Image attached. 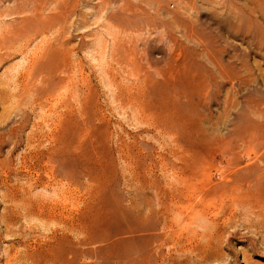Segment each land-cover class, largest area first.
<instances>
[{
	"label": "rangeland",
	"instance_id": "obj_1",
	"mask_svg": "<svg viewBox=\"0 0 264 264\" xmlns=\"http://www.w3.org/2000/svg\"><path fill=\"white\" fill-rule=\"evenodd\" d=\"M0 137V264H264V0H0Z\"/></svg>",
	"mask_w": 264,
	"mask_h": 264
},
{
	"label": "bare ground",
	"instance_id": "obj_2",
	"mask_svg": "<svg viewBox=\"0 0 264 264\" xmlns=\"http://www.w3.org/2000/svg\"><path fill=\"white\" fill-rule=\"evenodd\" d=\"M6 30V29H5ZM58 112V111H57ZM71 118V117H70ZM54 127V126H53ZM56 129V128H55ZM58 129V128H57ZM51 130V129H50ZM49 130V131H50ZM52 131V130H51ZM10 133H11V136H12V139L14 140V143H15V141H16V137H15V130L14 129H12L11 131H10ZM56 134V133H55ZM55 136H57V134L55 135ZM26 137V136H25ZM52 137V136H51ZM53 137H54V135H53ZM1 138V137H0ZM41 138V137H40ZM55 138V137H54ZM54 141V140H53ZM52 141V142H53ZM58 142V141H57ZM28 143V142H27ZM1 144V143H0ZM34 144V143H33ZM53 144V143H52ZM31 146V145H30ZM29 146V147H30ZM56 146H57V144H56ZM54 147V146H53ZM1 148V147H0ZM58 148V147H57ZM31 149V148H30ZM29 149V150H30ZM35 149V148H34ZM52 149V148H51ZM44 150H45V148H44ZM54 150V149H53ZM58 150V149H57ZM51 154H52V152H51ZM53 154H54V152H53ZM33 156V155H32ZM53 156V155H52ZM35 158V157H34ZM36 159V158H35ZM47 159V158H46ZM9 162V161H8ZM129 162V161H128ZM3 163V162H2ZM0 164H1V162H0ZM9 164V163H8ZM39 164V163H38ZM45 164V163H44ZM43 164V165H44ZM2 166L4 165V164H1ZM5 166V165H4ZM152 166V165H151ZM1 167V166H0ZM29 167V166H28ZM44 169V168H43ZM2 170H3V168H2ZM1 170V172H4V170L2 171ZM29 170V169H28ZM46 170V169H45ZM9 171V170H8ZM170 171V170H169ZM27 172V171H26ZM48 173V172H47ZM137 173V172H136ZM139 173V172H138ZM182 173V172H181ZM35 174V173H34ZM1 175V174H0ZM6 175H7V173H6ZM36 176V175H35ZM46 176V175H45ZM145 176V175H144ZM5 177V176H4ZM175 177V176H174ZM136 178V177H135ZM180 178V177H179ZM177 179V178H176ZM2 180V179H1ZM39 180V179H38ZM143 180V179H142ZM225 181V180H224ZM5 182V181H4ZM9 182V181H8ZM43 182V181H42ZM42 182H40V181H34V183H33V185H35L34 187H36L37 185H39V186H42L43 185V183ZM53 183V182H52ZM1 184V183H0ZM9 184V183H8ZM5 185V184H4ZM48 185V184H47ZM47 187V186H46ZM4 189V188H3ZM29 189V188H28ZM45 189V188H44ZM23 190V189H22ZM11 191H13V190H11ZM161 191V190H160ZM20 192V191H19ZM12 193V192H11ZM10 193V194H11ZM158 193V192H157ZM181 193V192H180ZM233 193V192H232ZM236 193V192H235ZM14 194V193H13ZM52 194V193H51ZM54 194V193H53ZM60 194V193H59ZM12 195V194H11ZM15 195V194H14ZM56 195V194H55ZM237 195V194H236ZM4 196V195H3ZM6 196V195H5ZM4 196V197H5ZM13 196V195H12ZM16 196V195H15ZM46 196V195H45ZM51 196V195H50ZM54 196V195H53ZM152 196V195H151ZM65 197V196H64ZM70 197H72V196H70ZM160 197V196H159ZM235 197V196H234ZM3 198V197H2ZM51 198V197H50ZM59 198V197H58ZM69 198V197H68ZM8 200H10V199H14L13 197H11V196H9V198H7ZM24 199V198H23ZM22 199V201H20L19 200V205H20V207H21V209L22 210H20L21 212H22V217L23 218H26V219H37V220H44V221H53V222H55V223H59L60 222V219L58 218L59 217V214H58V217H57V214H56V204H54V203H48V202H40V201H33V200H31V199H24L23 200ZM45 199V198H44ZM57 199V198H56ZM233 199V198H232ZM3 200V199H2ZM6 200V199H5ZM5 200H3V201H5ZM65 200V199H64ZM63 200V201H64ZM235 200V199H234ZM18 201V200H17ZM17 201H16V203H17ZM57 201V200H56ZM58 201H60V199H58ZM66 201V200H65ZM166 201V200H165ZM231 201V200H230ZM244 201V200H243ZM249 201V200H248ZM50 202V201H49ZM222 202V201H221ZM223 202H224V200H223ZM232 202V201H231ZM5 203H7V202H5ZM61 203V202H60ZM66 203H67V201H66ZM73 203V202H72ZM9 204H10V201H9ZM9 204H7L8 206H9ZM64 204V203H63ZM68 204V203H67ZM164 204V203H163ZM237 204V203H236ZM6 205V204H5ZM12 205V204H11ZM255 205V204H254ZM13 206V205H12ZM85 206V205H84ZM10 207V206H9ZM16 207V206H15ZM15 207H14V209H15ZM147 207V206H146ZM251 207V206H250ZM263 208V207H262ZM68 209V208H67ZM66 209V210H67ZM252 209H253V207H252ZM260 210V208H257V210ZM5 210V209H4ZM13 210V209H12ZM61 210V209H60ZM70 211V210H69ZM218 211H220V209L218 210ZM11 212V211H10ZM12 213H13V211H12ZM16 213V212H15ZM60 213V212H59ZM67 213H69V212H67ZM194 213V212H193ZM3 214V213H2ZM164 214H165V212H164ZM198 213H196V215H197ZM200 214V213H199ZM198 214V215H199ZM209 214V213H208ZM217 214V213H216ZM9 215V214H8ZM13 215V214H12ZM163 215V214H162ZM215 215V214H214ZM15 217H16V215H14ZM62 216V215H61ZM61 216H60V218H61ZM69 216V215H68ZM219 217V216H218ZM253 217V216H252ZM20 218V217H19ZM63 218V217H62ZM67 218V217H66ZM66 218H64L65 220L64 221H66ZM70 218L71 217H68V219H67V221L65 222V224L63 223V222H61V223H63L64 224V226L66 225V227H65V229H66V231L67 232H73V230H74V226H73V224H72V221L70 220ZM205 218H207V217H205ZM213 218H215V216L213 217ZM189 219H191V218H189ZM24 220V219H23ZM73 220V219H72ZM207 220V219H206ZM211 220V219H210ZM0 221H2V223H1V225H5V230H4V235L3 236H1V237H6V236H8V235H10V236H15L14 237V239L16 238V233L14 232L13 233V231L10 229V227L14 224V221H15V219H13V217H11V216H5V215H3V217L1 218V220ZM26 221V220H25ZM29 221V220H28ZM16 222H17V220H16ZM16 222H15V224H16ZM24 222V221H23ZM25 223V222H24ZM23 223V224H24ZM29 223V222H28ZM39 223V222H38ZM50 223V222H49ZM60 223V224H61ZM209 223H210V221H209ZM21 224V223H20ZM33 224V223H32ZM36 224V223H35ZM60 224H59V226H60ZM171 224V223H170ZM169 224V225H170ZM0 225V226H1ZM19 225V224H18ZM37 225V224H36ZM55 225V224H54ZM62 225V224H61ZM77 225V224H76ZM75 225V226H76ZM3 227V226H2ZM14 227V226H13ZM37 227V226H36ZM47 227V226H46ZM166 227V226H165ZM170 227V226H169ZM23 228H25V227H23ZM60 228V227H59ZM64 228V227H63ZM26 229V228H25ZM28 229H30V228H28ZM34 229V228H33ZM43 229V228H42ZM64 229V230H65ZM171 229V228H170ZM170 229H168V230H170ZM19 230V229H18ZM29 231V230H28ZM27 231V232H28ZM34 231V230H33ZM80 231H81V229H80ZM173 231V230H172ZM19 232V231H18ZM54 232V231H53ZM60 232V231H59ZM84 232V231H83ZM21 233V232H20ZM19 233V234H20ZM33 233V232H32ZM63 233H66L65 231L63 232ZM175 233V232H174ZM179 233V232H178ZM1 234V233H0ZM69 233H67V235H68ZM71 234V233H70ZM83 234V233H82ZM85 234V233H84ZM172 234V233H171ZM180 234V233H179ZM18 235V234H17ZM57 234H54V236H52V239H51V241H53L55 244H57V247H58V245L60 244V243H62V237L61 238H59V239H57ZM62 235V234H61ZM81 235V234H80ZM175 235V234H174ZM173 235V236H174ZM178 235V234H177ZM176 235V236H177ZM9 236V237H10ZM169 236V235H168ZM18 237V236H17ZM19 237H21L20 235H19ZM72 237V236H71ZM166 237V236H165ZM22 238V237H21ZM39 238V237H38ZM44 238V237H43ZM51 238V237H50ZM66 238V237H65ZM78 238V237H77ZM81 238V237H80ZM3 239V238H2ZM72 239H73V237H72ZM179 239V238H178ZM4 240V239H3ZM6 240V239H5ZM8 240V239H7ZM6 240V241H7ZM13 240V239H12ZM23 240V239H22ZM34 240V239H33ZM49 240V239H48ZM47 240V241H48ZM75 240V239H74ZM189 240V239H188ZM26 241V240H25ZM24 241V242H25ZM28 241V240H27ZM68 241H70V240H68ZM171 241V240H170ZM10 242V241H9ZM15 242H18V241H15ZM29 242V241H28ZM50 242V241H49ZM71 242H72V240H71ZM87 242V241H86ZM12 243V242H11ZM74 243V242H73ZM17 244V243H16ZM27 244V243H26ZM23 245L22 243L20 244L21 245V247H22V251L19 253V252H17L15 249H14V247L13 248H10V249H7L6 248V250H4V258H5V263L6 264H11L12 262H15V263H17L18 262V260H20V259H24L25 258V260H26V262L27 263H29V264H44L49 258H50V256L52 255V253H51V249L49 250L48 249V247H53V246H55V245H53V246H51V244H49V243H42V244H37V245H34V244H30V245ZM195 245V244H194ZM14 246H15V244H14ZM18 246H19V244H18ZM190 246H191V244H190ZM196 247V246H195ZM20 249V248H19ZM58 249H60V248H58ZM3 250V249H2ZM53 250V249H52ZM57 250V249H56ZM19 251V250H18ZM52 252H54V253H56L54 250L52 251ZM3 254H1L2 256H3ZM57 254V253H56ZM52 256H54V255H52ZM63 257V256H62ZM54 258V257H53ZM55 258H57V256H55ZM53 260H56V259H53ZM64 260V259H63ZM67 260V258L65 259V261ZM57 261V260H56ZM21 262V261H20ZM19 262V263H20ZM53 262V261H52ZM68 262V261H67ZM63 263H64V261H63ZM66 263V262H65ZM13 264V263H12Z\"/></svg>",
	"mask_w": 264,
	"mask_h": 264
}]
</instances>
